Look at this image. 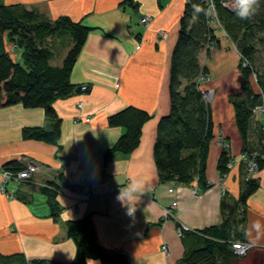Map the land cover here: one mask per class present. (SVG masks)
I'll return each instance as SVG.
<instances>
[{
	"label": "crops",
	"instance_id": "obj_1",
	"mask_svg": "<svg viewBox=\"0 0 264 264\" xmlns=\"http://www.w3.org/2000/svg\"><path fill=\"white\" fill-rule=\"evenodd\" d=\"M2 1L35 7L50 19L66 15L91 30L70 77L73 83L88 84L89 91L53 103L62 121L58 144L22 137L24 126H47L43 108L19 103L0 108V170L13 159L26 165L37 163L41 168L31 176L35 183L17 187V196L0 190V254L22 253L26 259L70 262L76 246L67 236L65 221L90 212L99 243L125 251L130 264H184L185 245L176 232L178 223L191 230L202 229L220 223L224 212L241 208L242 140L230 102L244 82L236 45L223 29L214 26V47L200 53L209 75L201 88L212 91L208 101L214 136L206 161L208 186L194 192L193 185L198 186L194 181L169 191L174 183L159 180L153 146L158 121L170 109L171 54L187 0ZM144 15L151 17L147 25L140 21ZM7 48L13 51V45ZM251 82L259 91L257 83ZM78 102L82 109L77 108ZM129 105L150 114L142 126L140 143L129 154L112 153L105 159V151L124 131L109 126L108 116ZM85 115L91 119H82ZM254 119L258 124L264 122L261 115ZM225 143L231 164L221 174L217 163ZM73 176L84 181L74 187L69 184ZM252 176L259 180L246 206L245 241L252 247L237 264H264V167ZM49 180L57 181L58 221L53 219L46 197L37 191L38 185ZM122 190H126L125 196L131 194L127 203L136 209L134 215L128 214L118 198ZM175 200L177 206L172 208ZM170 209L172 215H167ZM255 222L262 226L260 233L252 227ZM87 264L100 262L88 258Z\"/></svg>",
	"mask_w": 264,
	"mask_h": 264
},
{
	"label": "trees",
	"instance_id": "obj_2",
	"mask_svg": "<svg viewBox=\"0 0 264 264\" xmlns=\"http://www.w3.org/2000/svg\"><path fill=\"white\" fill-rule=\"evenodd\" d=\"M224 1L227 0H214L216 14L221 29L241 54L239 66L244 79L242 90L232 94L230 102L242 140V153L261 152L256 157L258 171L264 167V122H255L253 108L264 104V72H259L253 62L258 46L264 51V0L250 20L239 19L223 4ZM126 2L131 3V0ZM194 4L207 11L204 0H187L184 5L170 61V109L158 121L153 154L161 182L189 185L195 181L199 188H206V161L214 136L213 119L210 102L198 77L207 75L200 62V53L207 50L210 43H215L217 37L208 15L201 12L193 19ZM90 30V26L69 16L50 19L35 7L28 8L22 3L6 4L0 0V108L18 103L26 108L41 107L47 120L46 127L24 126L21 130L24 139L58 144L62 121L54 109V101L86 93L90 89L88 85L82 90V84L73 83L70 79ZM8 44L13 45V51L7 48ZM244 61L247 64H243ZM252 75L256 77L259 91L253 88ZM149 118L146 110L133 105L110 114L108 125L123 127L124 131L105 151V159L112 153L129 154L135 150L140 143L142 126ZM230 158L228 145L223 146L217 163L221 174L228 171ZM26 166L24 162L13 159L6 161L2 169L15 174ZM241 166L244 172L239 198L241 208L224 212L218 224L185 231L180 237L185 245L181 259L184 264L238 263L240 256L233 243L246 240L247 199L259 187L257 178L250 176L245 179L246 168L243 163ZM58 177L62 178L61 173ZM22 183L35 182L30 177ZM37 191L46 197L51 215L58 221L57 181L49 180L38 185ZM65 224L67 236L74 240L76 246L72 261L26 259L24 254L15 253L0 254V264H87L88 258L98 259L100 264H130L125 251L110 250L99 243L90 212L80 218L68 219Z\"/></svg>",
	"mask_w": 264,
	"mask_h": 264
},
{
	"label": "built area",
	"instance_id": "obj_3",
	"mask_svg": "<svg viewBox=\"0 0 264 264\" xmlns=\"http://www.w3.org/2000/svg\"><path fill=\"white\" fill-rule=\"evenodd\" d=\"M204 1L206 2L207 11H208L209 10L208 9V0H204ZM223 4L227 8H230V9L233 8L232 0L224 1ZM208 17L210 19V24L212 26L216 25L217 27H220V22L216 18L217 14H216L215 9H214L213 14L208 15ZM150 20H151V17L149 15H144L140 19L141 23H143L145 25H147L150 22ZM160 33L162 34L163 37H165L164 32L161 31ZM213 44L214 43H210L208 45V47L213 45ZM244 64H247V62L244 61ZM208 79H209V77L207 75H201L198 77V82L203 83V82L207 81ZM87 88H88V84H82L81 85L82 90H85ZM209 93H210L209 89L204 90V95L206 96L207 99H209V97H208ZM82 106H83L82 102L77 103L78 109H82ZM253 114H254V116L261 115V116H263V119H264V104L254 107L253 108ZM82 119H84L85 121H89L91 119V117L88 115H85ZM227 145H228L227 143L224 144V146H227ZM260 154H261V152L259 150H255V151L250 152V153H241L240 162L243 163L245 165V168H246L245 179H248L250 176H252L257 171L256 157L259 156ZM230 164L231 163L229 162L228 166H230ZM40 169L41 168H40L39 164H37V163H29L25 169L18 171L15 174L10 172V171L1 169L0 170V176H1L0 177V190L2 192H5L6 194H8L10 196H14L18 185H20V183L23 180L30 178L34 172L40 171ZM83 181H84L83 177L76 178L75 176H73L71 178V180L69 181V184L70 185L79 184L80 182H83ZM176 186H177L176 184L170 185L169 191H174ZM198 188L199 187L197 185H194L193 191L197 192ZM176 206H177V200L173 201L172 208H175ZM171 209L166 210L167 215H169V214L172 215ZM187 230H190V229L185 224L178 223L176 225V232H177V235L179 237L183 236L184 232ZM164 247H165V245H164ZM233 247L235 249V252L239 256H245L249 252V250L251 249L252 244L247 242V241H240V242L233 243Z\"/></svg>",
	"mask_w": 264,
	"mask_h": 264
},
{
	"label": "clouds",
	"instance_id": "obj_4",
	"mask_svg": "<svg viewBox=\"0 0 264 264\" xmlns=\"http://www.w3.org/2000/svg\"><path fill=\"white\" fill-rule=\"evenodd\" d=\"M233 8L235 15L241 20H250L256 13L259 11L261 7V0H232ZM208 11H205L199 5H193V19H196L198 14L204 12L205 15H212L215 9L214 0H208ZM218 19V16L216 17ZM125 191H120L119 199L125 204L127 207V211L129 215H134L135 208L131 207L127 201L132 199L131 194L125 196ZM124 196L125 198L122 200L121 197ZM253 229L260 233L262 231V226L259 222H255L252 225Z\"/></svg>",
	"mask_w": 264,
	"mask_h": 264
},
{
	"label": "rangeland",
	"instance_id": "obj_5",
	"mask_svg": "<svg viewBox=\"0 0 264 264\" xmlns=\"http://www.w3.org/2000/svg\"><path fill=\"white\" fill-rule=\"evenodd\" d=\"M215 27H217L216 25H215ZM218 28H221V26L220 27H218ZM214 47V44L213 45H211V46H209L207 49H211V48H213ZM259 47V50H258V52H257V55H256V59H255V61L253 62V65H254V67H256L257 69H258V71L260 72H264V51L262 50V48L260 47V46H258ZM243 64H244V62H243ZM207 76L209 77V75H208V73H207ZM255 75H252L251 76V80L253 81V83L254 84H256V77H254ZM210 90V93L208 94V97L210 98L211 97V93H212V91H211V89H209ZM263 117V116H262ZM257 172V171H256ZM255 172V173H256ZM254 173V174H255ZM23 183L21 182L20 183V185H22ZM20 185H18V186H20ZM194 186V185H193Z\"/></svg>",
	"mask_w": 264,
	"mask_h": 264
}]
</instances>
